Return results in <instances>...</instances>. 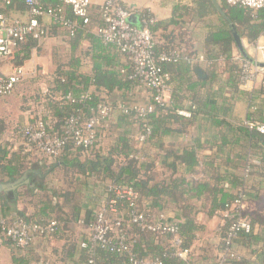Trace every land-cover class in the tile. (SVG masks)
I'll return each mask as SVG.
<instances>
[{"label":"trees","instance_id":"obj_1","mask_svg":"<svg viewBox=\"0 0 264 264\" xmlns=\"http://www.w3.org/2000/svg\"><path fill=\"white\" fill-rule=\"evenodd\" d=\"M40 1L45 7H63L67 10V6L64 5L62 0ZM186 1L196 4L204 14L212 12L213 9L220 13L223 26L215 32L210 33L206 38L207 49L203 55L205 60L202 63L206 64L207 80L213 83L216 81L218 75L227 72L229 78L226 82L231 85L233 90L235 89L238 92L241 65L244 61L248 60L242 55H240L239 60L233 58L232 52L236 46L233 32L236 31L240 38H246L249 44H255L261 36H264V10L254 12L251 9L231 6L226 0H222L221 4L217 0ZM183 7L179 4L175 9L180 11ZM1 10L8 15L17 12L25 15L29 12V6L20 0H13L10 5L4 6ZM146 17L144 16V18ZM173 25H177L176 20H173L170 25H162V23L156 22L150 26L158 53L169 52L175 49L181 50L182 47L175 44L174 39L160 44L154 35L156 30L162 26L167 28ZM79 27L73 38L70 39L72 53L75 54L80 49L82 40L86 39L92 44L91 51H82L81 55H75L76 57L71 58L67 63L57 64L54 73L49 77L46 92L41 93L37 97V101L42 106L43 111L35 114L31 123L32 125H36L42 120L51 134L60 136L64 135L65 124L72 116L79 117L80 123L83 124L98 111L99 104L105 101L100 97L101 93H106L107 95H111L116 91L127 93L137 86H143L138 79L132 77L133 67L131 65H127L125 69L123 68L124 72L118 69L119 64L116 61L117 58L114 54L113 45H105L92 32V24L85 27H81L80 25ZM55 35H57V30L51 29L47 37ZM37 47L38 42L29 38L19 46L17 51L8 60L13 66L24 67L27 62L31 61L33 51L35 49L39 50ZM187 50V55L190 57H194L197 54L193 48L187 47ZM87 54L91 56L92 61L90 73H85L82 69L83 60L81 56ZM199 63L181 61L177 64H163L162 67L165 72L172 75L173 67H181L182 64H186L188 69L195 71L199 67L197 65ZM25 76L22 81L26 79ZM149 91L152 93L151 90ZM258 92L264 95V85L261 84ZM85 94L89 95V99L79 102L80 96ZM68 95H72L75 101H67L65 97ZM210 96L213 95L209 92L207 97ZM214 97L217 100H221L222 104L207 102V99L200 97L201 102L195 101L196 106L191 110L192 115L196 116L198 113H204L211 116L221 115L226 117L231 110L228 104L229 98L224 97L222 91H219ZM198 98L199 95L195 100H198ZM107 103L109 102L107 101ZM148 104H153L154 110L147 115L146 121L139 119L135 113H131L130 115L123 114L118 117L119 122L124 125V129L116 130L114 142L110 146L104 147L100 142L99 129L101 125L98 127V141L92 148L85 149L69 143L61 156L55 160L45 158L43 155H41L42 158L33 156L37 150L36 146L27 142V140L23 141L18 150H14L9 142L3 141L0 143V184L21 178L34 165L42 162L51 161L50 164H47V167L53 168L55 172L59 170L61 173L60 182L63 185L50 188L47 187L45 179L38 178L36 185L34 187L29 186L27 193L18 195L27 199L28 205L38 213L36 215L41 216L39 219L35 217L36 215L26 216L25 214L24 218L21 217L19 219L25 220L27 223H37L44 227L51 221H56L57 228L55 232L46 236H40L53 238L58 233L59 223L68 227V225L75 222L83 214L85 216V225L89 226L93 223L100 199V196L94 193L99 188L102 191V184V192L106 195L104 205L110 198L116 196L114 191L110 190L112 186L131 188L138 196L137 209L146 215L157 216L159 214L158 210L163 196L170 197L177 205L183 208L185 221L180 224V236L183 242L182 248L191 250V256L192 247L201 226L196 217L193 216V207L189 204L186 205L182 197L183 195H181L186 192V188L182 191L180 190L184 182L176 179L171 185H151L150 163L146 161L139 163L137 159L140 156H135L139 150L133 148L132 139L130 138L132 131L128 128L129 124H138L140 129L139 135L146 133V123L151 127V133L148 135L146 142L139 143L144 146L154 136L155 129L153 130V127L154 124L156 126V123L153 122L154 124H152L151 121L155 119V116L157 114L173 113L171 106L165 105L161 107L155 104L153 99ZM110 105L112 107L116 106ZM247 119L248 124L257 125L259 123L260 125H264V118H256L252 113L249 114ZM225 120L218 121L215 125L216 127L228 128L237 134L235 144L241 149V152L237 155L238 162L236 168H238V174H223L219 176L218 172H216L214 175L218 180L228 179L231 181L230 183H233L238 188V192L235 195L225 192L224 188H220L219 185H212L205 180L193 182L189 186L190 189L188 191V193L193 192L197 197L200 194H204L207 197V201L203 205L211 215L214 213L223 214L226 206L237 198L239 192H243L248 197V200L254 199L258 191L250 183L253 176L261 175L262 167L264 166V133L259 132L255 127L251 128L248 124L246 126L241 123L231 125ZM6 130V123L0 120L1 140ZM19 134L22 135V132L17 131L16 136H20ZM16 136L15 138H17ZM133 155L134 158H132ZM252 156L259 159L260 164L257 165L253 161ZM180 159L188 165L191 171H194V167L198 165L195 153H187ZM229 160L230 157L226 164L229 163ZM9 211L10 206L6 194H0V218L9 222L12 221L13 219L9 218ZM242 215L246 220L250 221L252 231L250 234L240 233L234 237L232 239L234 245L254 239V224L258 216L257 214L248 212L247 209L243 211ZM235 219L234 217L227 219L220 228V250L225 248L223 239L226 237L228 228ZM127 225H129L127 235L131 239L132 252L139 258L160 257L163 260V264H191L190 261L174 255V250L168 244L171 239L169 235H154L151 232L141 231L135 224L127 222ZM6 242L10 243L9 241ZM73 248H76L75 245ZM91 257L94 259L93 264H126L128 260L127 254H113L100 248H96L94 253L91 254L88 249L83 248L79 257L80 264H89ZM218 259L219 257L216 260V264H218ZM232 264L252 263L248 262L241 254L240 260L233 261Z\"/></svg>","mask_w":264,"mask_h":264},{"label":"crops","instance_id":"obj_2","mask_svg":"<svg viewBox=\"0 0 264 264\" xmlns=\"http://www.w3.org/2000/svg\"><path fill=\"white\" fill-rule=\"evenodd\" d=\"M121 2L132 13V23L139 28L142 27L144 16L148 15L153 16L162 25H170L173 20H176L177 25L167 28L162 26L156 30L154 35L160 44L174 39L175 44L180 45L182 47L181 50L186 54L188 53L187 47H190L197 53L195 56L204 55L207 49L206 38L210 33L215 32L223 26L220 13L213 9L212 12L204 14L196 4L186 0H121ZM217 2L221 4L222 0H217ZM179 4L181 7H185L177 11L175 8ZM66 9L65 14L67 17L73 19L71 9L69 7ZM28 15L29 12L25 15L17 12L12 13L11 16L27 19ZM91 18L93 20L92 32L95 34L94 24L98 23L100 18L97 6L91 9ZM43 22L49 30H57V35L49 38H55L58 43L64 45L65 49H68L70 54L69 60L77 55H81L82 51H91L92 44L86 39L82 40L80 49L75 54L72 53L70 39L73 37L69 36L68 31L55 25L49 18H44ZM43 40H35L38 42L37 48L39 50L42 48ZM241 41L249 57L252 58L254 55V44H249L246 38H241ZM256 43H264V36H261ZM113 49L117 58L116 61L119 64L118 69L122 70L127 65H130L127 58L115 46H113ZM37 51V49L33 51L31 60H33ZM232 55L237 60L242 55L237 43L233 48ZM81 58L83 60V71L90 73L92 70L91 56L87 54L81 56ZM9 64V66L12 65L10 62ZM197 65L199 67L195 71L188 69L186 64H182L181 67L172 68L171 91L168 96L167 105L171 106L173 113L157 114L155 116V119L151 121L152 124H154L153 122L156 123V126L154 124L155 128L153 127V130L155 129L154 136L151 140L149 139L150 141L146 145L143 146L138 142V135L140 134L138 124H129L128 128L132 131L130 138L132 139L133 148L139 150L137 155H135L140 156L137 162L142 163L146 161L150 163L151 185H171L176 179L184 182L180 190L182 191L186 188V192L181 195H183L185 204L193 207V216L196 217L201 226L192 247V254L185 260L190 261L191 264H216V260L221 254L220 228L224 224L223 214L214 213L211 215L203 205L207 201V197L204 194H200L197 197L193 192L188 193L189 186L193 182L205 180L212 185H219L220 188H224L225 192L234 195L238 192V188L233 183H230L231 181L228 179L218 180L214 175L216 172H218L219 176L223 174H238V168H236L238 162L237 155L241 152L240 147L235 144L237 139L236 132H232L228 128L216 127L215 123L226 119L227 121H225L231 125L241 123L246 126L250 113L256 118H264V95L258 92L261 87L259 83L253 89H245L239 84V91L236 92L226 82L229 78L227 72L218 75L216 81L212 83L210 80H207L206 64L200 62ZM24 67L22 68L24 69ZM54 67L52 73L49 74V72L47 75L54 73L57 65ZM122 72L124 71L122 70ZM219 91L224 93V97L229 98L228 104L231 110L226 117L221 115L211 116L204 113H198L196 116L192 115L191 110L196 106L195 101L201 102L200 97L207 99V102L222 104L221 100H217L214 97ZM209 92L213 96L207 97ZM198 95V100H195ZM100 97L105 101L107 100L110 104L116 105L113 107L115 110L112 118L104 125H101L102 128L100 127L99 129V139L102 146L105 147L113 144L116 130L124 129V125L118 119L119 116L123 115L119 109V105L122 103L130 105L148 104L152 100V93L140 85L127 93L119 91L111 95L101 93ZM183 112L188 115H185ZM106 131L107 136L105 137L104 132ZM187 153H195L197 156L198 165L194 167L195 172L191 171L188 165L180 159ZM41 155L43 154L37 150L33 154L37 158H42ZM229 157V163L226 164ZM253 161L257 165L260 164L259 159L255 157ZM50 163L51 161L34 165L28 170L30 171L29 175L34 173L32 179H28V182H24L22 186L31 183L29 186L34 187L36 185L35 181L38 178L45 179L53 171V168L47 167V164ZM250 184L254 185L258 191L256 197L248 200L246 204L247 211L258 216L254 224V239L248 242H239V244L235 245V249L248 262L252 264H264V166L262 167L261 175L253 176ZM56 185H63L60 182V178ZM20 188L13 191L12 195L5 193L9 201V218L11 219L24 218L25 214L26 216L38 214L29 205H25L22 208L17 206L18 195L22 191ZM96 191H98L96 195L100 196L98 210L104 205L106 198V195L102 192L103 184L102 191L101 188ZM21 194H24V192ZM20 199L24 202L27 201L22 196H20ZM158 211L159 214H165L169 220L179 222V224L185 221L183 208L168 196L162 197L161 206ZM35 217L40 219L41 216L36 215ZM79 220H82L83 223H79ZM84 221L85 216L83 214L75 222L68 225V227L59 223V230L56 236L53 238L37 237L25 252H21L11 243L5 242L0 248V264H41L46 260L55 264H80L79 257L83 249L81 244L88 239L89 235V226L85 225ZM74 245L75 249L73 248Z\"/></svg>","mask_w":264,"mask_h":264},{"label":"built area","instance_id":"obj_3","mask_svg":"<svg viewBox=\"0 0 264 264\" xmlns=\"http://www.w3.org/2000/svg\"><path fill=\"white\" fill-rule=\"evenodd\" d=\"M13 0H2L7 6ZM29 6L27 19H21L6 14L0 9V60L5 62L13 56L19 46L28 38L37 41L45 39L49 28L43 22L49 18L53 23L68 31L73 37L81 27L93 24L91 9L94 6L99 10V22L94 24L95 34L105 43L115 46L129 61L133 67V78L152 91V99L155 104L164 107L167 105L168 96L171 91V75L163 69V64H177L181 61L186 63L203 62V55L188 56L182 50H171L169 52L156 51V43L150 26L157 20L148 15L143 19L141 28L135 26L132 21V13L122 4L121 0H62L64 5L71 9L73 19L65 14V8L45 7L40 0H20ZM231 6L251 9L254 12L264 10V0H226ZM80 22V23H79ZM253 62L244 61L241 65L240 84L245 89H253L258 83L264 85V43L253 45ZM7 64V63H6ZM6 65L0 70V98L6 97L14 91L25 76L22 67ZM65 99L74 102L75 98L68 95ZM89 99V95L80 96L79 102ZM119 109L125 115L135 113L139 119L146 121L149 113L153 112V104H128L122 103ZM114 108L103 101L98 106V111L85 123H80V118L72 116L65 124L64 135L51 134L40 120L36 125H29L22 130V136L27 142L32 143L47 158L57 159L63 153L69 143L85 149L92 148L98 141V127L107 122ZM184 113V112H183ZM188 115L187 113H184ZM264 133V125L248 124ZM146 133L139 135L138 142L144 143L151 133V127L145 124ZM134 158V155L132 156ZM115 197L110 198L105 205L95 213V220L89 225L88 239L81 247L88 249L91 254L96 248L113 254H127L126 264H163L160 257L139 258L132 252L131 239L127 232L130 224L137 225L143 232H151L154 235H169V246L174 250V255L182 259L189 257L191 250L182 248L180 236V224L171 221L165 214L149 216L137 209L138 196L131 188L112 186ZM248 197L239 192L237 198L226 206L223 212L224 222L227 219L236 218L228 228L226 237L223 239L225 248L221 250L218 264H232L240 260L241 254L235 249L232 239L240 233L250 234L252 225L246 220L242 213L246 210ZM79 223H83L79 220ZM57 222L51 221L47 226L37 223H27L22 219L7 221L0 218V248L9 241L21 252L27 251L34 240L40 236H46L56 231ZM91 257L89 264H93ZM42 264H54L46 261Z\"/></svg>","mask_w":264,"mask_h":264},{"label":"rangeland","instance_id":"obj_4","mask_svg":"<svg viewBox=\"0 0 264 264\" xmlns=\"http://www.w3.org/2000/svg\"><path fill=\"white\" fill-rule=\"evenodd\" d=\"M2 8H4V5L2 0H0V9ZM44 40L41 50H38L33 60L28 62L24 67V70L27 72L25 76L26 79L17 85L12 94L0 98V120H3L7 126L2 140L0 139V143L3 141L9 142L14 150H18L23 141H26L20 134V136L17 137L16 132H22L25 127L32 125L31 123L34 115L43 111L42 106L39 105L37 101V97L41 93L46 92L49 77L51 76L47 74L49 72V74H51L55 68L54 66L57 64L67 63L69 61L70 54L68 49L64 48V45L58 43L55 38L47 37ZM6 63L0 60V70H4L6 65H10L9 60H7ZM15 136L17 138H15ZM104 136H107V131L104 132ZM37 151L39 150L37 149ZM60 174L59 170L56 172L51 171L45 178L47 187H57L56 184L58 183ZM35 183H37V181H35ZM29 185L21 186L20 190L22 191L20 194L22 192L27 193ZM97 192L98 191H95L94 194H97ZM27 202L28 201L24 202L19 196L17 206L21 208L25 207V205H28Z\"/></svg>","mask_w":264,"mask_h":264},{"label":"water","instance_id":"obj_5","mask_svg":"<svg viewBox=\"0 0 264 264\" xmlns=\"http://www.w3.org/2000/svg\"><path fill=\"white\" fill-rule=\"evenodd\" d=\"M234 36H235V40L237 43V46L239 47L242 55L248 60L253 62V59L251 57H249L248 53L246 52L243 43L241 41L240 36L237 34L236 31H234ZM261 67H264V64H259ZM199 73H201L200 71H198ZM30 171H27L21 178L11 181V182H7V183H1L0 184V194H8V195H12L13 191H16L18 188H20L24 182H28V176H29Z\"/></svg>","mask_w":264,"mask_h":264},{"label":"flooded vegetation","instance_id":"obj_6","mask_svg":"<svg viewBox=\"0 0 264 264\" xmlns=\"http://www.w3.org/2000/svg\"><path fill=\"white\" fill-rule=\"evenodd\" d=\"M33 174H34V173L30 174L28 179H30V178L32 179V177H33L32 175H33Z\"/></svg>","mask_w":264,"mask_h":264}]
</instances>
